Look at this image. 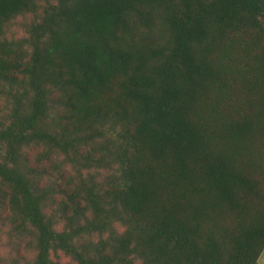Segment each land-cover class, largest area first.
I'll return each instance as SVG.
<instances>
[{
	"label": "trees",
	"instance_id": "trees-1",
	"mask_svg": "<svg viewBox=\"0 0 264 264\" xmlns=\"http://www.w3.org/2000/svg\"><path fill=\"white\" fill-rule=\"evenodd\" d=\"M263 251L264 0H0V264Z\"/></svg>",
	"mask_w": 264,
	"mask_h": 264
},
{
	"label": "rangeland",
	"instance_id": "rangeland-1",
	"mask_svg": "<svg viewBox=\"0 0 264 264\" xmlns=\"http://www.w3.org/2000/svg\"><path fill=\"white\" fill-rule=\"evenodd\" d=\"M62 259H63L64 262L69 260L66 257H62ZM258 264H264V251H263V253H262V255H261L260 259H259Z\"/></svg>",
	"mask_w": 264,
	"mask_h": 264
}]
</instances>
